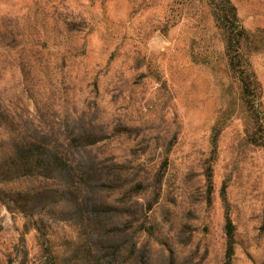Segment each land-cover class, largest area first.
<instances>
[{"label":"rangeland","instance_id":"rangeland-1","mask_svg":"<svg viewBox=\"0 0 264 264\" xmlns=\"http://www.w3.org/2000/svg\"><path fill=\"white\" fill-rule=\"evenodd\" d=\"M230 2L251 104L224 0H0V264H223L227 213L264 264V0Z\"/></svg>","mask_w":264,"mask_h":264},{"label":"trees","instance_id":"trees-1","mask_svg":"<svg viewBox=\"0 0 264 264\" xmlns=\"http://www.w3.org/2000/svg\"><path fill=\"white\" fill-rule=\"evenodd\" d=\"M214 17L217 27L222 31L230 68L234 73H238L243 96L251 104V97L260 96L261 86L255 72L251 69L250 64L246 61L241 51V43L246 40L247 34L239 23L237 9L230 0H224L221 8L217 6L214 8ZM208 179L210 181L211 174H209ZM235 231L233 221L229 213H227L225 225L227 249L223 264H232Z\"/></svg>","mask_w":264,"mask_h":264}]
</instances>
